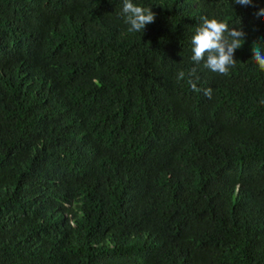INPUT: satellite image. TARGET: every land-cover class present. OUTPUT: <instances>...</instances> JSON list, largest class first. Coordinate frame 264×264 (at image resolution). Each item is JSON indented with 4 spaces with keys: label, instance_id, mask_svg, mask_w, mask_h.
<instances>
[{
    "label": "trees",
    "instance_id": "1",
    "mask_svg": "<svg viewBox=\"0 0 264 264\" xmlns=\"http://www.w3.org/2000/svg\"><path fill=\"white\" fill-rule=\"evenodd\" d=\"M133 3L0 0V264H264V0ZM201 17L247 33L227 76Z\"/></svg>",
    "mask_w": 264,
    "mask_h": 264
},
{
    "label": "clouds",
    "instance_id": "2",
    "mask_svg": "<svg viewBox=\"0 0 264 264\" xmlns=\"http://www.w3.org/2000/svg\"><path fill=\"white\" fill-rule=\"evenodd\" d=\"M233 3L247 7H256L253 0H233ZM121 15L125 18V24L129 25V32H141L145 30L146 25L152 24L156 20V13L153 12L151 6H138L133 3V0H123ZM254 16L258 22H264V8H259ZM247 33L243 26L239 23L238 26L229 27V24L215 17H201V23L195 28L194 35L191 38L192 53L191 60L195 64H200L203 61V66L212 72L220 75H229L230 69L234 68L237 61L234 59L235 52L246 43ZM264 40L256 42L252 45V61L258 65L261 71H264ZM197 69L193 67L187 73L193 91H201L197 87L199 77L196 75ZM185 72L178 73V79L183 80ZM204 94L211 96V89H205ZM132 193V192H131ZM64 208L58 209L57 215L49 217L52 226L54 225L58 232H61L60 222L67 219V214ZM97 246L104 247L108 251H112L111 247L102 244H93V248ZM101 264L103 261H100Z\"/></svg>",
    "mask_w": 264,
    "mask_h": 264
}]
</instances>
